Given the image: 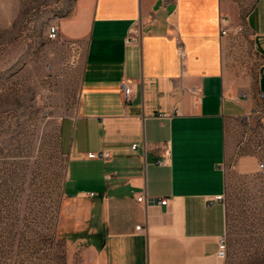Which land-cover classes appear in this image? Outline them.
<instances>
[{"label":"crops","instance_id":"obj_1","mask_svg":"<svg viewBox=\"0 0 264 264\" xmlns=\"http://www.w3.org/2000/svg\"><path fill=\"white\" fill-rule=\"evenodd\" d=\"M55 25L54 57L80 74L76 112L60 123L75 264H224L229 171L264 161V0H76ZM245 47L260 60L254 80Z\"/></svg>","mask_w":264,"mask_h":264},{"label":"rangeland","instance_id":"obj_2","mask_svg":"<svg viewBox=\"0 0 264 264\" xmlns=\"http://www.w3.org/2000/svg\"><path fill=\"white\" fill-rule=\"evenodd\" d=\"M76 0H0V264H75L62 231L67 155L80 74L55 58L49 28ZM242 56L254 80L260 63ZM229 171L227 264H264V171Z\"/></svg>","mask_w":264,"mask_h":264},{"label":"built area","instance_id":"obj_3","mask_svg":"<svg viewBox=\"0 0 264 264\" xmlns=\"http://www.w3.org/2000/svg\"><path fill=\"white\" fill-rule=\"evenodd\" d=\"M164 4H168L169 0H163ZM238 31H241V27L237 28ZM222 34H226V30H222ZM49 38L51 40H57L59 38V30H58V26L57 25H52L49 28ZM142 36V25L140 22H137L129 31L128 36L126 37L125 41L128 44H135L138 43L139 39ZM179 51V55L182 59L185 58V49L183 48V46H179L178 48ZM121 91L124 97V102L126 105H129L131 103L132 97H133V89H132V85L127 81V80H122L121 82ZM166 114H162L159 115V117H166ZM137 146L134 145L133 148L135 149ZM256 150L258 152H262L264 150V135L262 136L260 142L257 144L256 146ZM167 156V154H166ZM89 158H103V159H108L110 158V152H101V153H89L88 154ZM168 160V158L166 159ZM164 161H161L160 163H163ZM260 171H264V161H260L259 162V166H258ZM90 196H97L96 193H90ZM224 197L221 196H217L215 198L216 201H223ZM144 200V196H140L138 198L139 202H142ZM162 205H167L168 204V200L167 199H162L159 202ZM137 231H142L141 230V226H138L136 228ZM228 249H229V244H228V236L224 235L221 236L218 240V251H217V256L218 258H220L224 264H227V258H228Z\"/></svg>","mask_w":264,"mask_h":264}]
</instances>
